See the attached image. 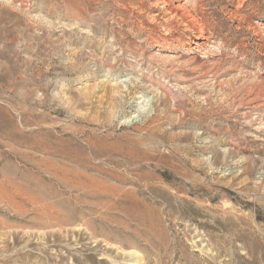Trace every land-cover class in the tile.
<instances>
[{"label":"rangeland","instance_id":"obj_1","mask_svg":"<svg viewBox=\"0 0 264 264\" xmlns=\"http://www.w3.org/2000/svg\"><path fill=\"white\" fill-rule=\"evenodd\" d=\"M0 264H264V0H0Z\"/></svg>","mask_w":264,"mask_h":264},{"label":"bare ground","instance_id":"obj_2","mask_svg":"<svg viewBox=\"0 0 264 264\" xmlns=\"http://www.w3.org/2000/svg\"><path fill=\"white\" fill-rule=\"evenodd\" d=\"M198 48H199V47H198ZM212 50H213V49H212ZM139 112H140V111H139ZM141 112H142V111H141ZM141 112H140V113H141ZM134 115H136V114H134ZM137 115H138V114H137ZM135 117L137 118L138 116H133V115H132V117H130V120H134ZM128 120H129V118H128ZM136 120H137V119H136ZM116 247H117V246H116ZM119 251H120V250H119Z\"/></svg>","mask_w":264,"mask_h":264}]
</instances>
